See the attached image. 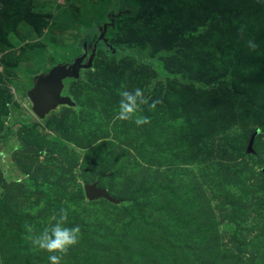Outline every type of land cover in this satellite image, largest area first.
<instances>
[{"label": "rangeland", "instance_id": "obj_1", "mask_svg": "<svg viewBox=\"0 0 264 264\" xmlns=\"http://www.w3.org/2000/svg\"><path fill=\"white\" fill-rule=\"evenodd\" d=\"M252 1L260 12L244 8L237 18L259 38L240 41L218 11L237 0H0V150L10 152L7 168L0 165V199L17 216L0 205V264H49L54 254L25 239L59 217L46 196L24 187L28 178L68 196L95 173L99 186L135 202L125 211L52 190L69 209L68 226L82 233L61 264H264V174L242 154L257 118L235 92L258 75L248 88L257 103L264 86V0ZM109 14L120 17L113 23ZM105 22L113 24L104 43ZM174 23L184 41L154 54ZM85 41L87 51L97 42L93 66L62 90L75 106L39 119L27 96L34 77L81 55ZM202 75L219 76L213 86H228L227 98L198 92L212 86ZM123 86L156 101L144 106L148 123L116 118ZM17 140L23 147L13 152ZM254 146L264 162V133Z\"/></svg>", "mask_w": 264, "mask_h": 264}, {"label": "trees", "instance_id": "obj_2", "mask_svg": "<svg viewBox=\"0 0 264 264\" xmlns=\"http://www.w3.org/2000/svg\"><path fill=\"white\" fill-rule=\"evenodd\" d=\"M249 3L251 5V7L247 8V5ZM252 4H253L252 0H237V3L235 5L236 7L233 5L234 7H224L221 11L218 9L221 17L228 24V25H226L227 26L226 28L229 31V33H230L231 29L234 30V31H237L238 35L240 33V35L238 36L239 37L238 40H240V41L244 40L247 37L255 38V39L259 38V34H260L259 29L258 30L253 29L250 25L244 24V22H241V19L237 18L238 13H240L244 8H246V10L249 9L250 11L249 10L248 11L250 13H252V14L260 12L262 7H260V6L259 7L258 6H252ZM114 16L117 17V18L120 17V15H114ZM114 16L113 15H109V18H110V20L112 19L113 23H114V20H115ZM112 24H110L108 22H105L106 27L104 29L103 25H102L100 27V33L103 32V31L105 33L106 29L109 28V27L112 28V26H111ZM107 25H108V27H107ZM175 25H176L175 23L173 25H171V26H169V24L166 25L167 27H165V30H164L165 33L162 34V36H163L162 39L157 41L156 43H153V46L151 47L152 52L154 54L158 53L160 50H162V51L169 50L171 47H173V45L175 46V44H177L179 42L182 43V41H184L185 38L183 39V36H182L184 30L180 29V27L177 28V26H175ZM261 33L264 34V31H262ZM103 38L105 39L104 35H103ZM99 39H98V41H99ZM181 39H182V41H181ZM188 40H194V39H190L189 38ZM110 47H111V49L113 51V47L112 46H110ZM96 49H97V42H96ZM96 49H95V54H94L93 60H94L95 55H96ZM246 59L247 60H251L250 57H247ZM92 66H93V61H92ZM92 66L90 68H92ZM173 73H177V72L174 71ZM262 76H264V74L260 75V77H262ZM219 78H220L219 76L212 75L210 78L207 79L205 76L202 75L200 78H198V80L202 81L207 86H209V85L213 86L214 83H218L219 82ZM231 79H232V81H234L233 78H231ZM258 79H259L258 75H254L253 76V75H249L248 74V76L245 77V80H243V83H244V89L243 90L244 91H240V90H238L236 88L235 92H238V93H240L242 95V100L245 103V107L247 108V110H249L252 113L253 116H255L257 118V126L255 128H253L251 130V132L249 133V135L247 136V141H245V142H247V147H246V149H243L242 154L244 156H246V157H249L255 163H257L259 165V168H261V171H262V168L264 167V162L259 158L258 150L255 149L254 144H255L256 138L261 133H264V107H263L264 104H262V102H264V86L261 88L260 91L256 92V94H254V99H255V101L258 104L253 102V99L250 100V98L248 96V88H249V85H250L251 81L256 83ZM219 83H221V82H219ZM212 86H211L210 89H206L205 85L204 86H199L198 92H199V90H200V92H205V93H208V94H212V92H216L215 95H216L217 98H219L220 96L222 98L223 96L226 95V91L228 89V86L225 85L224 89H222L223 90L222 92L220 90H218L219 87L215 88L216 85L213 86V88H212ZM224 98H227V95ZM71 99H72V97H71ZM64 106H67V105H64ZM74 106H75V104H74ZM68 107H73V106H68ZM257 130H259V131L253 137L251 150H248V144H249L250 138ZM12 132H13L12 130L9 131L7 134H5L1 138V140L3 142H6V140L12 135ZM98 179H99V176L97 175V173H95V174H93V177H92V180H91L90 183L97 181V184L99 186V180ZM23 185L28 190L31 189V190H33V191H35L37 193H41L44 196H46V199L49 201V203L56 210H59L61 207H65V204L61 203L60 200L55 199L57 197L53 196L54 191H52V190H54L57 187H58L57 189L60 192H62V194L65 195L64 199L66 201L69 199L71 202H74L77 199L86 198L83 186H79L76 189V191H74L70 195L66 196V194H67L66 190H64L60 186L55 185L53 183H50L48 181H42V182L38 183L33 178H28ZM99 187H101V186H99ZM102 188H104V187H102ZM105 189L107 190V192H108V194L110 196L118 199L119 202L115 203V202L109 201L106 198H98V199H101L104 202H107L109 204H117V205H120V206L122 205V206L126 207V208H124L125 211L128 210V206L130 204L135 202V200L130 199V198L115 197V196H113L110 193L111 191H109V189H107V188H105ZM247 194H248L247 192H243V194L241 196L246 197ZM87 200L88 201H93V200H89V199H87ZM0 205L3 206L5 210H7V211H5V214L8 217H10L11 219H16L17 218V216H15L11 211H8V206L5 203V200L2 199V198L0 199ZM82 228H83V232L85 233L84 236L87 237L89 235L88 228L87 227H82ZM85 242H86V244H89V242L87 240H85Z\"/></svg>", "mask_w": 264, "mask_h": 264}, {"label": "clouds", "instance_id": "obj_3", "mask_svg": "<svg viewBox=\"0 0 264 264\" xmlns=\"http://www.w3.org/2000/svg\"><path fill=\"white\" fill-rule=\"evenodd\" d=\"M120 97L118 101V112L116 118L120 120H130L136 125H142L149 122V118L142 115L144 106L149 109L155 106L156 101H150L149 97L145 95L144 89L140 87L129 90L123 86L118 90ZM22 144L17 140L11 148V151H19L22 149ZM10 159V152L0 150V165H4L5 169L8 166ZM69 209L61 207L59 209V217L55 215L53 219L54 224L45 226L38 234H30L25 236L26 240L31 242L34 251H42L54 253L48 256L49 264H61L65 256L68 255L69 249L78 245L82 236L79 225L68 226ZM32 215L36 214L33 210ZM28 233L33 232L30 224L25 225Z\"/></svg>", "mask_w": 264, "mask_h": 264}, {"label": "water", "instance_id": "obj_4", "mask_svg": "<svg viewBox=\"0 0 264 264\" xmlns=\"http://www.w3.org/2000/svg\"><path fill=\"white\" fill-rule=\"evenodd\" d=\"M119 15V14H116ZM112 22V19L110 20ZM106 25L103 24L105 29ZM104 31L99 38L102 39ZM88 42H83V53L76 56L71 62L58 63L49 68L45 73L34 77L33 86L27 91V96L31 101L33 113L40 119L44 118L50 111L60 105L74 106L75 102L69 95L62 94L64 80L67 78H78L80 70L88 69L92 66L93 57L96 49V42L93 43L90 54L85 62L87 55ZM257 130L250 138L248 150H251L252 140ZM264 173V167L262 168ZM85 196L89 200L106 198L111 202L118 203L119 200L110 196L105 188L99 187L97 181L85 183L83 185Z\"/></svg>", "mask_w": 264, "mask_h": 264}, {"label": "flooded vegetation", "instance_id": "obj_5", "mask_svg": "<svg viewBox=\"0 0 264 264\" xmlns=\"http://www.w3.org/2000/svg\"><path fill=\"white\" fill-rule=\"evenodd\" d=\"M109 15H116V14H109ZM101 34V33H100ZM98 39H99V37H98ZM99 41H102V42H106V40L102 37V39H99ZM104 42V43H105ZM94 43V42H93ZM92 48V47H91ZM89 54H90V51H87V55H86V58L83 60V62H85L86 60H87V58H88V56H89ZM81 71V70H80ZM55 110V109H54Z\"/></svg>", "mask_w": 264, "mask_h": 264}]
</instances>
